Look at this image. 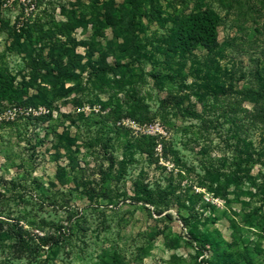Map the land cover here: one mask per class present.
<instances>
[{
  "label": "rangeland",
  "instance_id": "rangeland-1",
  "mask_svg": "<svg viewBox=\"0 0 264 264\" xmlns=\"http://www.w3.org/2000/svg\"><path fill=\"white\" fill-rule=\"evenodd\" d=\"M124 1H0V81L15 77L24 100L37 95L29 53L42 48L46 56L54 42L72 51L75 40L83 63L106 59L111 69L99 80L77 71L50 98L51 112L37 101L0 103V246L9 243L4 232L20 228L39 237L66 233L35 262L0 249V264H41L47 256L48 264H108L114 251L120 264H202L211 241L192 242L195 229L216 232L226 260L264 264V126L246 117L250 100L237 117L232 105L238 92L256 89L252 59L264 62V37L250 42L257 36L252 16L210 0H146L140 55L127 58L111 28L91 23ZM207 5L220 17L218 48L176 52L181 22ZM82 14L76 30L58 33ZM144 116L151 120L140 123ZM62 135L76 145L63 148ZM158 188L171 202L161 215L148 204Z\"/></svg>",
  "mask_w": 264,
  "mask_h": 264
},
{
  "label": "trees",
  "instance_id": "trees-1",
  "mask_svg": "<svg viewBox=\"0 0 264 264\" xmlns=\"http://www.w3.org/2000/svg\"><path fill=\"white\" fill-rule=\"evenodd\" d=\"M145 1L146 0H125L121 7L109 8L105 12L103 20L95 16L91 18V23L99 25L102 30L108 28L113 30L114 36L121 39L119 50L127 58H134L140 55L138 49V31L139 23L144 17L143 6ZM210 2L211 5L217 4L224 10L243 17L242 19L252 16L251 18L253 19V25H255L257 36H254L255 39L250 40V42H256L255 44L257 45L260 39L264 37V0H210ZM85 17V14H82L79 19H77L75 15L72 16V19H70L68 23L60 25L61 28L58 33L61 35L70 34L71 31L73 32L80 26L81 22L85 21ZM220 22V17L213 10L212 6L207 5L204 8H197L195 12L181 22L173 45L174 50L176 52L190 53L200 47L208 52H213L219 46L218 32ZM19 31L20 33L16 36L21 41L23 39L21 31L23 32L24 29ZM36 31L42 36L43 27L41 25L38 26ZM77 47L78 43L75 40H72V51H70L66 45L57 41L49 45V52L46 56H44L42 48L35 54L34 51L30 52L26 63V69L30 70L29 76L31 77V82L29 85H35L37 95L33 97V99L30 98L31 100H24V90L19 86H15V77L8 76L7 80L0 81V103L7 102L11 105L25 107L28 105L35 106V104H30V101H37L46 106L51 112L53 99L50 98L52 96L54 97L55 92L59 88H65L68 83L74 82L77 79V71L83 73L89 70V76L96 80L106 77L110 73L111 69H107L108 64L106 59L99 60L101 64H97L96 61L91 59L83 63L84 57L76 52ZM252 61L254 63V70L250 73V76L253 86H255L256 89H245L237 93V97L240 96V98L239 100L238 98L233 100V113L237 117L242 103L250 100L253 104V108L251 111H247L246 117L249 118L253 126H264V62L261 63V58L252 59ZM261 67L263 69H261ZM25 79L26 75H23L24 84L26 83ZM22 85L21 87H23ZM163 103H165V101H163ZM204 112L207 113V106L204 107ZM150 120V116H144V118H140L139 121L140 123H147ZM210 122L209 120H203L202 125L207 127ZM59 139L61 143L67 142V145L60 143L61 146L67 150L71 145H76V139H70L67 135H62ZM60 181L61 183L65 182L64 180ZM170 203V198L161 188L156 189L151 195V199L148 200V204L155 206L159 215L162 214L161 207H169ZM168 217H171L170 214ZM180 220L184 227L189 226L188 218L181 217ZM1 233L0 231V235ZM65 234L63 229H61L57 236L47 235L39 237L20 228L18 231L3 233L2 238L7 239L9 243L0 246V249L2 252L6 250L10 252L12 257L16 260L27 259L35 262L43 258V252L46 250L45 248L53 252L60 243L65 242ZM216 234L217 233L214 231L199 232L196 229L190 234L192 242H200L202 239H209L211 241L210 248H212V255L209 258H203L202 264H236L235 261L226 260L227 254L229 253L227 250L221 252L216 247ZM4 241L6 240H1L0 243ZM206 247V243L201 242V248L206 249ZM231 248L232 253H237L233 243L231 244ZM216 258H221L222 261L220 262ZM49 259V256H47V258L41 260L40 263L48 264L50 261ZM120 263V254L114 251L111 255V261L108 262V264ZM103 264L107 263L103 262Z\"/></svg>",
  "mask_w": 264,
  "mask_h": 264
}]
</instances>
